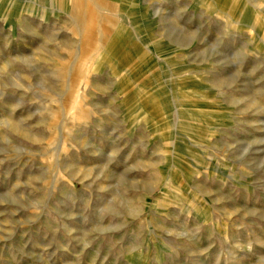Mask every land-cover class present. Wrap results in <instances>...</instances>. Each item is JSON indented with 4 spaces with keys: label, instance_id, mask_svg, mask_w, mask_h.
Segmentation results:
<instances>
[{
    "label": "rangeland",
    "instance_id": "obj_1",
    "mask_svg": "<svg viewBox=\"0 0 264 264\" xmlns=\"http://www.w3.org/2000/svg\"><path fill=\"white\" fill-rule=\"evenodd\" d=\"M0 264H264V0H0Z\"/></svg>",
    "mask_w": 264,
    "mask_h": 264
},
{
    "label": "bare ground",
    "instance_id": "obj_2",
    "mask_svg": "<svg viewBox=\"0 0 264 264\" xmlns=\"http://www.w3.org/2000/svg\"><path fill=\"white\" fill-rule=\"evenodd\" d=\"M107 47V45L105 46V48Z\"/></svg>",
    "mask_w": 264,
    "mask_h": 264
}]
</instances>
